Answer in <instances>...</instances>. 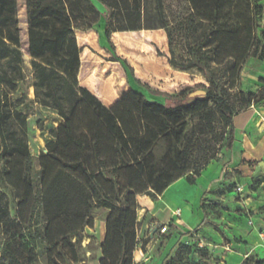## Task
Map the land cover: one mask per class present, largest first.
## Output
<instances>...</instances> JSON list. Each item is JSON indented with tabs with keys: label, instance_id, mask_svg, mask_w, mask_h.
I'll return each instance as SVG.
<instances>
[{
	"label": "trees",
	"instance_id": "1",
	"mask_svg": "<svg viewBox=\"0 0 264 264\" xmlns=\"http://www.w3.org/2000/svg\"><path fill=\"white\" fill-rule=\"evenodd\" d=\"M97 1L105 8L104 15L87 0L94 13L103 17L111 44L114 7L107 0ZM119 1L133 3L126 14L136 15L137 23L124 31L139 30V0L114 2ZM24 11L32 65L50 90L55 79L66 81L74 99L66 110L57 92L52 97L53 109L63 123L54 131L48 154L38 160L40 188L36 190L28 146L21 141L13 149L4 138L8 115L1 110L0 98V182L14 202L10 235L0 260L6 261L2 264H32L33 247L19 235L20 228L30 232L42 224L40 238L46 246L47 264H80L77 245L84 230L94 227L95 211L103 210L107 212L105 237L98 264H135L141 225L138 198L160 197L183 178L195 185L202 171L216 160L219 144L231 150L233 117L264 103V88L256 94L242 89L234 95L230 92L248 60L264 63V0H156V14L169 30L170 46L175 40L184 45L191 59L185 69L198 68L209 86L202 84V89L191 94L158 93L165 104L129 90L110 108L85 89H75L81 50L65 0H25ZM19 13L18 0H0L1 59L22 62ZM201 24L206 25L202 38L191 44ZM210 63L225 67L229 82L215 81L208 71ZM260 82L264 84V79ZM216 115L221 121H214ZM217 123L222 127L220 133ZM261 182L259 178L250 189L256 190ZM234 188L228 186L231 191ZM72 198L77 199V206ZM41 209L45 214L39 224L36 218ZM201 209L205 224L204 204ZM0 210L9 215V203L0 205ZM190 246L180 243L165 264H188L184 254L192 252ZM243 264H264V260L250 255Z\"/></svg>",
	"mask_w": 264,
	"mask_h": 264
},
{
	"label": "rangeland",
	"instance_id": "2",
	"mask_svg": "<svg viewBox=\"0 0 264 264\" xmlns=\"http://www.w3.org/2000/svg\"><path fill=\"white\" fill-rule=\"evenodd\" d=\"M90 1L100 14H105V8L99 1ZM114 1H106L107 4L114 7L110 24L112 31L110 44L105 35L103 17L99 18L94 13V8L89 5L87 0H65L74 35L81 50L80 70L75 83L77 91L85 89L104 106L110 108L129 90L141 93L152 102L165 104V98L160 96L162 93L178 95L181 91H186V94H191L202 89V84L206 87L209 86L206 76L198 68L185 69L191 63V59L185 52L184 45L175 44V40L174 44L170 46L169 30L163 28L156 14V0H139L141 19L138 24L140 29L137 31H124L137 23H135V14L129 12V17L126 14L127 9L130 11L134 4L120 1L119 4H116ZM18 3L22 30V62L12 57L0 58L1 110L8 115L3 132L5 140L13 145V149H16L21 141L28 146L29 153L34 159V185L37 190L40 188L38 160L41 156L48 154V145L53 141L54 131L63 123L60 115L53 109L55 105L52 97L57 92L61 99L60 103L68 110L74 96L71 94V87L64 80L55 79L53 88L50 90L49 84L43 83L41 75L35 70L28 52L25 0H18ZM262 26L264 27V18ZM205 30L206 25L201 24L199 34L191 40V44L200 40ZM0 49H3L2 45H0ZM2 52L3 50L0 51V54ZM208 71L220 84L229 82L225 67H217L210 63ZM258 78L264 79V63L250 59L237 76L234 83L235 88L230 90L231 94L234 95L240 89L254 94L258 93L260 89L264 88ZM158 93L160 94L158 95ZM44 102H47L49 106H44L42 104ZM214 121H221V119L216 115ZM216 128L220 133L221 125L217 123ZM218 147H220L218 148L219 156L225 149L221 144ZM218 156L216 159H219ZM185 179L187 181V178ZM257 180L258 178L252 179L251 183L246 185L250 188ZM234 185L236 186V184ZM220 191V189L217 190V192ZM236 193L240 195L238 191ZM233 199L235 202L240 201L239 196ZM71 201L76 204L75 206L78 205L77 199L72 198ZM153 201H160V197H156ZM5 202L9 203L10 212L8 215L5 211L0 210V252L9 239V222L14 216V202L11 193L0 182V205H4ZM190 204L192 214L183 216L182 224L186 230L195 229L196 231L187 234L185 230L177 226L179 231L184 235H190L192 240L189 242L192 243L190 246L192 252L184 254V261L188 264H219L224 256L221 249L217 253H211L207 249V242L204 241V244L200 242L204 236H199L198 228H194L199 222L196 215L198 213V198L191 200ZM202 204L206 208L207 215L213 219H216L215 216L219 219L222 212L245 214V210L242 209L236 211L228 209L229 205L221 209L218 200L211 197L204 198ZM138 210L137 219L141 213ZM165 212L168 213V211ZM44 214V209L38 212L36 220L39 224L42 223ZM106 214L107 212L103 210H96L94 227L84 230L80 243L77 245L80 264H98ZM41 225L30 232L20 228L19 235H23L26 243L33 247L35 257L32 264H47L46 246L40 238ZM177 227L169 223L167 234L161 235L159 233L160 225L153 224L145 229L141 224L138 227V232L142 234H140L142 243L150 240V236L154 235L153 246L160 251L164 245H167L166 239L178 230ZM155 230L158 231L155 232ZM143 237L147 240H143ZM174 243L175 240L168 244L167 249L170 250ZM199 245L204 248H199ZM163 252H165L164 249ZM5 262L0 260V264Z\"/></svg>",
	"mask_w": 264,
	"mask_h": 264
},
{
	"label": "crops",
	"instance_id": "3",
	"mask_svg": "<svg viewBox=\"0 0 264 264\" xmlns=\"http://www.w3.org/2000/svg\"><path fill=\"white\" fill-rule=\"evenodd\" d=\"M260 79L258 78L259 82ZM232 121L234 141L231 150H223L218 156L219 159L211 162L202 171L195 185H190L183 178L172 184L160 196V201L154 202L148 196H140L138 200V211L141 212L138 222L142 224V228L171 223L189 234L195 229L186 230L182 218L192 214L190 201L197 197L199 204L196 215L199 222L194 228H198L199 236H204L200 242H207V249L211 253H217L221 249L224 256L219 264H243L250 255L264 260V103L236 114ZM257 178L262 180L261 184L256 190L250 189L247 185ZM234 184L236 188H242L240 195H237L236 188L232 191L228 189V186ZM218 189L221 191L217 192ZM238 196L240 201L235 202L233 198ZM206 197L218 200L221 209L229 205L228 209H242L245 214L222 212L219 219L216 216L213 219L206 214L203 224L201 205ZM177 210L181 212L180 217L173 214ZM104 237L105 228L100 244ZM153 237L151 235L150 240L143 241L142 247L135 251V264H165L170 256L176 254L180 243H189L191 240L190 235H184L178 229L166 239L167 245L158 251L153 246ZM144 238L143 240H147ZM174 240V245L168 250V244Z\"/></svg>",
	"mask_w": 264,
	"mask_h": 264
},
{
	"label": "built area",
	"instance_id": "4",
	"mask_svg": "<svg viewBox=\"0 0 264 264\" xmlns=\"http://www.w3.org/2000/svg\"><path fill=\"white\" fill-rule=\"evenodd\" d=\"M251 108H254V106H252ZM237 191L239 192V193H242V188H238L237 189ZM174 216H177V217H180V214H181V212H180V210H177V211H175L174 213ZM167 232H168V225H161L160 226V228H159V233L161 234V235H165V234H167ZM150 234H152V232H150ZM137 239H138V241H139V247H142V239H141V237H140V233L138 232V237H137Z\"/></svg>",
	"mask_w": 264,
	"mask_h": 264
},
{
	"label": "water",
	"instance_id": "5",
	"mask_svg": "<svg viewBox=\"0 0 264 264\" xmlns=\"http://www.w3.org/2000/svg\"><path fill=\"white\" fill-rule=\"evenodd\" d=\"M202 92H198V93H196V94H201ZM195 94H193L192 96H194Z\"/></svg>",
	"mask_w": 264,
	"mask_h": 264
}]
</instances>
